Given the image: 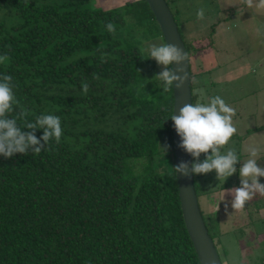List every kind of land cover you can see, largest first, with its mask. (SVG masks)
Here are the masks:
<instances>
[{
	"label": "trees",
	"instance_id": "obj_1",
	"mask_svg": "<svg viewBox=\"0 0 264 264\" xmlns=\"http://www.w3.org/2000/svg\"><path fill=\"white\" fill-rule=\"evenodd\" d=\"M91 1L0 0V55L9 57L0 76H12L19 101L12 115L53 114L63 129L39 155H0V264H201L178 194L173 89L163 91L137 37L164 44L160 27L145 0ZM161 152L172 171L152 166ZM194 184L199 199L196 174Z\"/></svg>",
	"mask_w": 264,
	"mask_h": 264
},
{
	"label": "rangeland",
	"instance_id": "obj_2",
	"mask_svg": "<svg viewBox=\"0 0 264 264\" xmlns=\"http://www.w3.org/2000/svg\"><path fill=\"white\" fill-rule=\"evenodd\" d=\"M166 1L177 19L183 41L190 47L189 64L197 103H208L218 95L236 110L233 123L238 131L224 151L237 152L239 169L248 158V147L259 146L261 159L257 163L264 167V128L251 130L264 125V35L256 31L264 25V10L249 9L243 0ZM124 3L125 0H92L90 5L107 9ZM201 7L205 9L204 20L196 16ZM137 37L146 54L151 45L163 44L160 37L152 38L145 32ZM151 60L161 72L162 66L154 58ZM248 130L251 131L246 135ZM167 137L168 133H164L161 146ZM201 156L205 158L204 154ZM172 161L170 153L161 152L151 158L152 166L162 172L172 171ZM196 179L203 189L199 206L209 233L216 234L214 243L223 264H256L263 260L264 196L257 194L242 213L235 212L230 203L226 211L225 202L231 200L227 190L240 186L239 171L224 184L218 181L215 170L196 174ZM259 179L264 183V177ZM213 219L218 234L211 227Z\"/></svg>",
	"mask_w": 264,
	"mask_h": 264
},
{
	"label": "clouds",
	"instance_id": "obj_3",
	"mask_svg": "<svg viewBox=\"0 0 264 264\" xmlns=\"http://www.w3.org/2000/svg\"><path fill=\"white\" fill-rule=\"evenodd\" d=\"M247 8L264 10V0H243ZM198 20L205 19V9L201 7L196 13ZM107 30L115 35L116 29L112 22L107 25ZM257 33L264 35V25L256 29ZM146 58H154L162 66V71L155 78L163 83V91L171 90L173 86L183 87L186 75L184 64L187 53L178 45L164 43L151 45ZM9 60L7 55H0V64ZM83 94L89 91L87 82H82ZM19 101L14 93L11 75L0 76V155L10 158L15 154H28L31 151L39 155L51 141L59 144L63 135L61 120L53 114H41L34 121L28 119L27 110L15 112ZM236 110L225 102L220 96L211 97L208 103H186L178 110V114H171L174 128L181 138L179 147L190 154L194 161L189 167V162L182 161L175 167L176 173L183 175L208 174L215 170L219 182L223 183L234 173L239 171L240 186L228 189L231 200L225 202L227 211L229 203L235 212H243L246 204L257 194L264 196V167L258 165L261 159V149L252 145L247 149L248 158L241 163L239 169L236 165L240 157L234 149L224 151L225 147L237 134V127L233 123ZM18 121H23L19 124ZM31 131H23L22 129ZM37 129H43V134L38 138ZM201 154L205 155L200 160ZM225 199V193L224 198ZM218 211V208H217Z\"/></svg>",
	"mask_w": 264,
	"mask_h": 264
},
{
	"label": "water",
	"instance_id": "obj_4",
	"mask_svg": "<svg viewBox=\"0 0 264 264\" xmlns=\"http://www.w3.org/2000/svg\"><path fill=\"white\" fill-rule=\"evenodd\" d=\"M157 23L160 27L165 43H172L180 46L187 53V61L184 64V74L186 79L183 87L173 89V114H178V110L186 103H192L191 90V71L189 64V56L178 29L177 22L166 0H145ZM173 150H174V167L182 161L189 162L191 167L192 156L179 147L181 142L180 136L177 134L172 121ZM178 183V194L181 204L183 219L197 252L201 264H223L219 256V252L211 237L203 214L201 212L198 196L194 184V174L183 175L176 173Z\"/></svg>",
	"mask_w": 264,
	"mask_h": 264
},
{
	"label": "crops",
	"instance_id": "obj_5",
	"mask_svg": "<svg viewBox=\"0 0 264 264\" xmlns=\"http://www.w3.org/2000/svg\"><path fill=\"white\" fill-rule=\"evenodd\" d=\"M131 1H134V0H125V3L126 4L127 2H131ZM124 2V1H123ZM108 9V8H107Z\"/></svg>",
	"mask_w": 264,
	"mask_h": 264
}]
</instances>
